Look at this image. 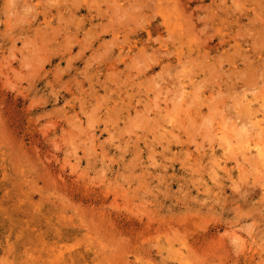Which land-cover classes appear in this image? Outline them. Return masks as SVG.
Returning a JSON list of instances; mask_svg holds the SVG:
<instances>
[{
    "label": "rangeland",
    "instance_id": "rangeland-1",
    "mask_svg": "<svg viewBox=\"0 0 264 264\" xmlns=\"http://www.w3.org/2000/svg\"><path fill=\"white\" fill-rule=\"evenodd\" d=\"M112 1L0 0V264H264V0Z\"/></svg>",
    "mask_w": 264,
    "mask_h": 264
},
{
    "label": "bare ground",
    "instance_id": "bare-ground-1",
    "mask_svg": "<svg viewBox=\"0 0 264 264\" xmlns=\"http://www.w3.org/2000/svg\"><path fill=\"white\" fill-rule=\"evenodd\" d=\"M59 1H60V0H59ZM64 1H65V0H64ZM73 1H74V0H73ZM90 1H91V0H90ZM96 1H97V0H96ZM124 1H125V0H124ZM124 1H123V2H124ZM139 1H140V0H139ZM139 1H138V2H139ZM141 1H142V0H141ZM145 1H146V0H145ZM166 1H168V2H166ZM200 1H204V0H190V1H189V2H190L189 4H190V6H192V5H194L195 3L200 2ZM55 2L57 3V1H55ZM66 2H67V0H66ZM107 2H108V1H107ZM113 2H114V0L112 1L111 4H113ZM142 2H143V1H142ZM147 2H148V1H147ZM165 2H166V4H168V6H165ZM221 2H222V0H221ZM234 2H235V0H234ZM58 3H59V2H58ZM62 3H63V2H62ZM62 3H61V4H62ZM81 3H82V2H81ZM87 3H88V2H87ZM129 3H130V2H129ZM131 3L134 5V2H131ZM139 3H140V2H139ZM236 3H237L236 5H238L239 0H236ZM100 4H101V3H100ZM115 4H116V2H115ZM137 4H138V3H137ZM140 4H141V3H140ZM232 4H233V3H232ZM52 5H53V4H52ZM58 5H59V4H58ZM106 5H107V3H106ZM130 5H131V4H130ZM130 5H129V7H127V8H130V7H131ZM135 5H136V4H135ZM200 5H201V4H200ZM241 5H242V4H240V6H241ZM75 6H77V5H75ZM109 6H110V4H109ZM112 6H113V5H112ZM119 6H120V5H119ZM145 6H148L149 9H150V6H149V5H145ZM208 6H210V5H207V9H208ZM79 7H81V6H79ZM96 7H97V6H96ZM98 7H100V5H99ZM138 7H139V6H138ZM151 7H152V5H151ZM200 7H201V6H200ZM242 7H243V6H242ZM36 8H37V7H36ZM58 8H59V7H58ZM67 8H68V7H67ZM76 8H77V7H76ZM121 8H122V7H121ZM134 8H135V6H134ZM139 8H141V7H139ZM139 8H137V10L134 9L135 12H132V14H134V13L137 14L138 12L136 13V11H138ZM142 8H145V7L142 6ZM152 8H154V9L160 11L161 14H163L165 17H166V15H165V11H164V10H167V9H168L172 14L178 16V17H177V21H176V23H177L176 25H177V26H181V28H182V25H183V24L180 22V21H181V18H180L181 13L179 12V8H180V6H179L178 1H175V2H174V1H171V0H158V1H157V4H156V8H155V7H152ZM152 8H151L150 10L153 12ZM205 8H206V7H205ZM210 8H211V7H210ZM238 8H239V7H238ZM101 9H102V8H101ZM124 9H125V8H124ZM131 9H132V8H131ZM171 9H173V10H171ZM182 9H183V8H182ZM201 9H202V8H201ZM203 9H204V8H203ZM99 10H100V9H99ZM103 10H104V9H103ZM112 10H113V12H115L114 10H116V9H115V8L113 9V7H112ZM120 10H121V9H120ZM128 10H129V12H131L130 9H128ZM38 11H39V10H38ZM38 11H37V12H38ZM154 11H155V10H154ZM181 11H182V10H181ZM200 11H201V10H200ZM45 12H46V11H45ZM73 12H74V11H73ZM107 12H108V11H107ZM121 12H122V11H121ZM156 12H157V11H156ZM166 12H168V11H166ZM207 12H208V11H207ZM226 12H227V10H226ZM47 13H48V12H47ZM103 13H104V12H103ZM103 13H102V14H103ZM117 13H118V12H117ZM117 13H114V14L112 13V14L115 15V14H117ZM140 13H141V12H140ZM140 13H139V14H140ZM244 13H245V12H244ZM260 13H261V11H260ZM42 14H44V13L42 12ZM66 14H67V13H66ZM104 14H105V13H104ZM112 14H111V15H112ZM120 14H121V13H120V11H119V15H120ZM124 14H125V13H124ZM139 14H138V15H139ZM191 14H192V13H191ZM241 14H242V13H241ZM258 14H259V13H258ZM61 15H62V14H61ZM64 15H65V14H64ZM64 15H63L62 18H65ZM73 15H74V14H73ZM117 15H118V14H117ZM152 15L154 16V13H153ZM125 16H126V15H125ZM146 16H147V15H146ZM155 16H156V15H155ZM157 16H158V15H157ZM206 16H207V14H206ZM206 16H205V18H206ZM255 16H257V15L255 14ZM255 16H254V18H255ZM116 18H117V17H116ZM119 18H120V17H119ZM132 19H133V18H132ZM42 20H43V19H42ZM126 20H128V19H126ZM190 20H191V19H190ZM200 20H201V19H200ZM206 20H207V19H206ZM258 20H259V19H258ZM258 20H257V21H258ZM50 21H51V20H50ZM58 21H59V20H58ZM121 21L125 22V20H121ZM121 21H120V23H122ZM129 21H133V20L129 19ZM187 21H188V20H187ZM191 21H192V20H191ZM203 21H204V20H203ZM252 21H253V19H252ZM255 21H256V20H255ZM257 21H256V22H257ZM48 22H49V21H48ZM60 22H61V19H60ZM60 22H59V23H60ZM116 22H119V20H117ZM189 22H190V21H189ZM207 22H208V21H207ZM260 22H261V19H260ZM262 22H263V24H264V20H262ZM162 23H167V25L170 24V22H168V19H167V18H165L164 21H163ZM45 24H46V23H45ZM45 24H44V25H45ZM117 24H118V23H117ZM123 24L125 25L126 23H123ZM187 24H189V23L187 22ZM47 25H48V24H47ZM129 25H130V24H129ZM172 25H173V24H172ZM190 25H192V24H190ZM126 26H127V25H126ZM211 26H212V25H211ZM59 27H60V26H59ZM55 28H56V27H54L53 30H54ZM69 28H70V27H69ZM184 28H185V26H184ZM56 29H58V28H56ZM196 29H197V28H196ZM263 29H264V26H263ZM58 30H59V29H58ZM68 30H69V29H68ZM191 30H192V29H191ZM191 30H190V31H191ZM194 30H195V29H194ZM56 31H57V30H56ZM247 31H248V30H247ZM67 32H68V31H67ZM251 32H252V31H251ZM49 33H50V32H49ZM187 33H188V32H187ZM238 33H239V32H238ZM244 33H245V32H244ZM252 33H253V32H252ZM47 34H48V33H47ZM51 35H52V34H51ZM54 35H55V34H54ZM58 35H59V34H58ZM258 35H259V33H258ZM263 35H264V34H263ZM185 36H186V34H185ZM187 36H188V35H187ZM195 36H196V35H195ZM248 36H250V35H248ZM259 36H260V35H259ZM256 37H257V35H256ZM256 37H253V38H256ZM257 38H258V37H257ZM55 39H56V38H55ZM199 39H200V38H199ZM199 39H198V40H199ZM259 39H260V38H259ZM262 39H264V38H262ZM50 40H51V39H50ZM254 41H255V43L257 42L256 39H254ZM258 41H259V40H258ZM261 41H262V40H261ZM259 42H260V41H259ZM255 43H254V44H255ZM257 43H258V42H257ZM254 44H253V45H254ZM262 44H263V41H262ZM258 45H259V44H258ZM195 46H196V45H195ZM195 46H194V47H195ZM254 46H255V45H254ZM254 46H253V50H254ZM239 47H240V46H239ZM259 47H260V46H258L257 49H258ZM261 47H262V46H261ZM195 49H196V48H195ZM257 49H256V50H257ZM167 52H168V51H167ZM169 54H171V53H169ZM248 57H249V56H248ZM253 57H254V56H253ZM145 63H146V62H145ZM147 63H148V62H147ZM257 63H258V62H257ZM257 63H256V65H257ZM259 63L261 64V62H259ZM99 64H100V63H99ZM143 66H144V65H143ZM141 67H142V66H141ZM149 67H150V66H149ZM143 68H144V67H143ZM145 68L147 69V67H145ZM249 68H250V67H249ZM140 69H141V68H140ZM254 70H256V69H254ZM140 71H141V70H140ZM142 71H143V69H142ZM142 71H141V73H142ZM202 71H203V70H202ZM248 72H249V71H248ZM257 73H258V72H257ZM205 78H206V77H205ZM205 78H204V79H205ZM241 78H242V77H241ZM252 78H253V77H252ZM241 80H242V79H241ZM206 81H207V80H206ZM251 81H252V80L250 79V82H251ZM201 82H202V81H201ZM191 84H192V83H191ZM201 84H202V83H200V85H201ZM263 84H264V83H263ZM263 84H262V85H263ZM192 85H193V87H194V84H192ZM243 85H244V84H243ZM243 85H241V86H243ZM195 86H196V85H195ZM201 86L203 87V85H201ZM244 86H246V83H245ZM250 86H251V84H250ZM252 86H253V85H252ZM202 87H201V88H202ZM246 87H247V86H246ZM197 88L200 89V87H198V86H197ZM197 88L194 87L195 90H196ZM212 88H213V87H212ZM213 89H214V88H213ZM243 89H244V88H243ZM187 90H188V89H187ZM196 91H197V90H196ZM196 91H195V92H196ZM219 91H220V90H219ZM242 91H243V90H242ZM192 92H194V91L192 90ZM220 93H221V92H220ZM220 93H219V94H220ZM241 93H242V92H241ZM244 93H245V92H244ZM185 94H186V93H185ZM219 94H217V97H219ZM222 94L224 95V92H222ZM222 94H220V95L222 96ZM262 94H263V93H262ZM175 95H176V94H175ZM179 95H180V94H179ZM179 95H177L175 98H174V96H173L174 100H175V99L177 100V99H178L177 97H178ZM211 95H212V94H211ZM211 95H210V96H211ZM227 95H228V94H227ZM127 96H128V95H127ZM129 96H130V95H129ZM194 96H196V95H193V98L195 99ZM215 96H216V94H215ZM238 96H239V95H238ZM184 97H185V96H184ZM197 97H200V96L197 95ZM226 97H228V96H226ZM226 97H224V98H226ZM241 97H242V96H241ZM110 98H111V97H110ZM180 98H181V97H180ZM219 98H220V97H219ZM237 98H238V97H237ZM171 99H172V98H171ZM211 99H213V98H211ZM222 99H223V98H222ZM226 99H227V98H226ZM232 99H234V101L237 100L236 98H233V97H232ZM172 100H173V99H172ZM172 100H171V101H172ZM174 100H173V102H174L173 107H174V105H176V100H175V101H174ZM197 100H199V99H197ZM197 100H194L195 103H196ZM213 100H214V99H213ZM213 100H212V102H213ZM215 100H216V99H215ZM219 100H220V99H219ZM223 100H224V99H223ZM223 100H221V102H222ZM257 100H258V99H257ZM257 100H256V101H257ZM199 101H200V100H199ZM199 101H198V102H199ZM209 101H210V100H209ZM209 101H208V102H209ZM97 102H98V100H97ZM177 102H178V101H177ZM212 102H210V103H212ZM216 102H217V101H216ZM216 102H215V103H216ZM227 102H228V101H227ZM235 102H236V101H235ZM186 103H187L186 106L189 105L188 102H186ZM199 103H201V101H200ZM215 103H214V104H215ZM236 103H237V102H236ZM96 104H97V103H96ZM127 104H128V103H127ZM181 104H182V103H181ZM181 104H180V105H181ZM190 104H192V103H190ZM202 104H204V103H202ZM212 104H213V103H212ZM220 104H221V103H220ZM225 104H226V101H225ZM229 104H230V103H229ZM229 104H228V106H229ZM100 105H101V104H100ZM200 105H201V104H199L198 107H201V106H202V105H201V106H200ZM217 105H218V104H217ZM98 106H99V105H98ZM120 106H121V105H120ZM145 106H146V105H145ZM215 106H216V105H215ZM225 106H226V105H225ZM228 106H227V108H228ZM234 106H235V104H234ZM238 106H240V105H238ZM258 106H259V105H258ZM99 107H102V106H99ZM143 107H144V106H143ZM148 107H149V106H148ZM173 107H171V110H170V111L173 110ZM176 107H177V106H176ZM189 107H190V105H189ZM210 107H211V106H210ZM223 107H224V105H223ZM230 107H232V106H230ZM230 107H229V108H230ZM235 107H236V106H235ZM130 108H131V107H130ZM136 108H137V107H136ZM150 108H151V107H150ZM212 108H214V105L212 106ZM212 108H208V109H209L208 111L212 110ZM115 109H116V108H115ZM174 109H175V107H174ZM214 109H215V108H214ZM214 109H213V110H214ZM233 109H234V108H233ZM102 110H103V109H102ZM151 110H152V109H151ZM167 110H168V109H167ZM175 110H176V109H175ZM180 110H181V109H180ZM219 110H220V109H219ZM225 110H226V109H225ZM227 110H228V109H227ZM229 110H231V109H229ZM144 111H145V110H144ZM144 111H143V112H144ZM170 111H169V112H170ZM216 111H217V110H216ZM216 111H214L215 113H213V114H215V117H216V115H217V114H216ZM255 111H257V110H255ZM166 112H168V111H166ZM174 112H175V111H174ZM174 112H172V113H174ZM211 112H212V111H211ZM211 112H210V113H211ZM217 112H218V111H217ZM220 112H221V111H220ZM228 112H229V111H228ZM257 112H258V111H257ZM100 113H101V112H100ZM221 113H223V112H221ZM221 113H220V114H221ZM258 113H260V112H258ZM114 114H115V113H114ZM136 114H137V113H136ZM139 114L141 115V113H139ZM139 114H138V115H139ZM148 114H149V113H148ZM213 114H212V115H213ZM224 114H225V113H224ZM237 114H240V113H237ZM153 115H154V114H153ZM207 115H208V116H207ZM207 115H205V116H207V118H208V120L205 118V120H206L207 122L209 121L210 118H211V119H212V118H215L214 115H213V116L211 115L210 118H209L210 115H209L208 113H207ZM235 115H236V114H235ZM133 116H135V115H133ZM172 116H173V115H172ZM218 116L220 117L221 115H218ZM218 116H217V117H218ZM231 116H232V114H231ZM245 116H246V115H245ZM143 117H144V115H143ZM143 117H142V119H141V120H142L141 122H143ZM145 117H147V116H145ZM145 117H144V118H145ZM148 117H149V116H148ZM148 117H147V118H148ZM202 117H203V116H202ZM217 117H216V118H217ZM221 117H222V116H221ZM237 117H238V115H237ZM240 117H241V116H240ZM246 117H247V116H246ZM104 118H105V117H104ZM129 118H130V117H129ZM136 118H137V117H136ZM136 118H135V119H136ZM139 118H140V117H139ZM151 118H152V117H150L148 120L151 121ZM222 118H223V117H222ZM224 118H225V117H224ZM226 118H227V116H226ZM234 118H235V117H234ZM132 119H133V118H132ZM156 119H157V117H156ZM192 119H193V118H192ZM242 119H243V118H242ZM245 119H246V118H245ZM144 120H145V119H144ZM146 120H147V119H146ZM158 120H159V119H158ZM183 120H184V119H183ZM183 120H182V121H183ZM189 120H190V119H189ZM233 120H234V119H233ZM233 120H232V122H233ZM235 120H236V119H235ZM247 120H248V118H247ZM113 121H114V120H113ZM129 121H130V120H129ZM136 121H137V120H135V122H136ZM156 121H157V120H156ZM156 121H155V122H156ZM160 121H161V120H160ZM194 121H195V119H194ZM194 121H193V122H194ZM203 121H204V120H203ZM227 121H228V119H227ZM248 121H249V120H248ZM250 121H251V120H250ZM111 122H112V121H111ZM133 122H134V120H133ZM141 122H140V123H141ZM176 122H177V121H176ZM209 122H210V121H209ZM209 122H208V123H209ZM211 122H213V121L211 120ZM223 122H224V121H223ZM260 122H261V121H260ZM113 123H114V122H113ZM129 123H131V122H129ZM129 123H128V125H129ZM137 123H138V122H137ZM178 123H180V122H178ZM194 123H195V122H194ZM220 123H221V122H220ZM235 123H236V122H235ZM246 123H247V122H244V124H246ZM145 124H146V123H145ZM165 124H166V123H165ZM175 124H176L177 126H180V125H178L177 123H175ZM189 124H190V121H189ZM195 124L197 125V123H195ZM211 124H212V123H211ZM211 124H210V125H211ZM239 124H241V123H239ZM138 125H139V124H138ZM153 125H154V124H153ZM153 125H152V126H153ZM155 125H156V124H155ZM182 125H183V124H182ZM190 125H191V124H190ZM202 125H203V124L200 123L199 126L203 127L204 125H203V126H202ZM219 125H220V124H219ZM221 125H222V124H221ZM223 125H224V124H223ZM223 125H222V126H223ZM232 125L235 126V128H236V125H234V124H232ZM255 125H256V124H255ZM145 126H146V125H145ZM188 126H189V125H188ZM188 126L186 125V128H187V129H188ZM193 126H194V124L192 125V127H193ZM199 126H198V127H199ZM211 126H212V125H211ZM226 126H227V125H226ZM242 126H243V123H242ZM248 126H249V124H248ZM136 127H137V125H136ZM139 127H140V125H139ZM160 127H161V126H160ZM189 127L191 128V126H189ZM205 127H207V126H205ZM237 127H238V126H237ZM251 127H252V125L250 124V128H251ZM253 127H254V126H253ZM263 127H264V126H263ZM158 128H159V127H157L156 130H157ZM176 128H178V127H176ZM186 128H185V129H186ZM194 128H195V126H194ZM207 128H208V127H207ZM140 129H141V128H140ZM143 129H144V128H143ZM154 129H155V126H154ZM181 129H182V128H181ZM196 129L200 131V129L197 128V127L195 128V130L193 129V130H194V131L192 132V133H194V134L192 135L193 138H194V135H196V134H195V133H196V132H195ZM205 129H206V128H205ZM205 129H201V130H204V131H205ZM223 129H224V128H223ZM226 129L228 130V128H226ZM131 130H133V129L131 128ZM144 130H146V129H144ZM163 130H164V129H163ZM171 130H172V129H171ZM210 130H213V129H210ZM224 130H225V129H224ZM242 130H246V131H247V129H244V127H243L242 129L240 128V131H242ZM253 130H254V129H253ZM168 131H169V130H168ZM173 131H174V130H173ZM186 131H187V130H186ZM189 131H190V130H189ZM250 131H251V130H250ZM255 131H256V130H255ZM259 131H261V130H259ZM146 132H147V131H146ZM214 132H215V131H214ZM214 132H213L212 134H214ZM131 133H132V132H131ZM185 133H186V132H185ZM189 133H190V132H189ZM235 133H236V130H235ZM241 133H242V132H241ZM243 133L245 134L244 136L247 135L245 132H243ZM247 133H248V131H247ZM255 133H257V132H255ZM261 133H262V132H261ZM261 133H260V134H261ZM132 134H133V133H132ZM158 134H159V133H158ZM160 134H161V133H160ZM207 134H208V133H207ZM225 134H226V133H225ZM258 134H259V132L257 133V135H258ZM260 134L258 135V138H259V139H257L258 141L262 139L261 137H259ZM262 134H263V133H262ZM262 134H261V136H262ZM153 135H154V133H153ZM166 135H167V134H166ZM188 135L190 136V134L187 133V138H188ZM208 135H209V134H208ZM208 135H207V137H208ZM254 135H255V134H254ZM137 136H139V135H137ZM156 136H157V135H156ZM156 136H155V137H156ZM162 136H163V135H162ZM175 136H176V134H175ZM177 136H178V134H177ZM177 136H176V137H177ZM192 136H190V139H191ZM214 136H216V133H215V135L212 136V139H213ZM226 136H227V135H226ZM226 136H225V137H226ZM247 136H248V135H247ZM247 136H246V137H247ZM249 136H250V135H249ZM227 137H228V136H227ZM246 137H245V138H246ZM251 137H252V136H251ZM255 137H256V135H255ZM263 137H264V136H263ZM144 138H145V137H144ZM208 138H209V140H210V137H208ZM228 138H229V137H228ZM158 139H159V138H158ZM166 139H167V138H166ZM190 139H189V140H190ZM203 139H204V136H203ZM206 139H207V138H206ZM206 139H205V140H206ZM234 139H236V138H234ZM152 140H153V139H152ZM161 140H162V139H161ZM191 140H192V139H191ZM191 140H190V141H191ZM213 140H214V139H213ZM213 140H212V141H213ZM228 140H229V139H228ZM230 140H231V139H230ZM169 141H170V140H169ZM182 141H183V140H182ZM202 141H203V140H202ZM202 141H201V143H202ZM207 141H208V140H207ZM258 141H257V142H258ZM155 142H156V141H155ZM160 142H161V141H160ZM170 142H171V141H170ZM185 142H186V141H185ZM204 142H205V141H204ZM247 142H248V141H247ZM247 142H246V143H247ZM255 142H256V141H255ZM158 143H159V140H158ZM186 143H188V142H186ZM189 143H190V142H189ZM197 143H198V142H197ZM213 143H214V142H213ZM222 143L225 144L224 141H223V142L221 141V144H222ZM237 143H238V140H237ZM154 144H155V143H154ZM198 144H199V143H198ZM202 144H203V143H202ZM221 144H220V145H221ZM224 144H223V145H224ZM238 144H239V143H238ZM248 144H249V143H248ZM221 146H222V145H221ZM250 146H251V145H250ZM163 147H164V145H163ZM165 147H166V146H165ZM222 147L224 148V146H222ZM150 148H152V147H150ZM153 148H154V147H153ZM166 148H167V147H166ZM166 148H165V149H166ZM232 150H233V149H232ZM152 151H153V150H152ZM158 151H159V150H158ZM238 151H239V149H238ZM154 152H155V151H154ZM239 152H240V151H239ZM150 153L153 154V152H150ZM237 153H238V152H237ZM256 153H257V155H258L259 158H262V159L264 160V149H262V148H256ZM256 153H255V154H256ZM160 154H161V153H160ZM203 154H204V153H203ZM227 154H228V153H226V156H227V159H228V155H227ZM240 154H241V153H240ZM238 155H239V154H237V156H238ZM162 156H163V155H162ZM187 156H188V154H187ZM231 156H232V154H231ZM237 156L235 157L236 159H237ZM241 156H242V155H241ZM250 156H253V157H254V156H256V155L252 154V155H250ZM149 157H151V156H149ZM152 157H153V156H152ZM210 157H211V156H210ZM242 157L245 159V156H244V155H243ZM246 157H247V156H246ZM154 158H155V157H153V159H154ZM243 158H242V160H243ZM247 158L250 159V158H252V157H247ZM247 158H246V159H247ZM162 159H163V158H162ZM166 159H167V158H166ZM211 159H212V158H211ZM253 159H254V158H253ZM253 159H252V160H253ZM255 159H256V158H255ZM255 159H254V160H255ZM177 160H178V159H177ZM258 160H259V159H258ZM207 161H208V160H207ZM204 162H205V161H204ZM237 162H238V161H237ZM247 162H249V160H248ZM250 162H251V161H250ZM250 162H249V163H250ZM155 163H156V162H155ZM162 163H163V162H162ZM198 163H199V162H198ZM205 163H206V162H205ZM251 163H252V165H253V163H255V161H252ZM259 163H261V162L259 161ZM255 164H258V163H255ZM163 165H164V164H163ZM187 165H188V164H187ZM187 165H186L185 167H187ZM203 165H204V164H203ZM212 165H213V164H212ZM247 165H248V164H247ZM164 166H166V165H164ZM180 166H182V165H180ZM199 166H200V165H199ZM241 166H243V164H242ZM189 167H191V166H189ZM206 167H207V166H206ZM251 167H253V169H254V166H251ZM248 168H249V167H248ZM194 169H195V168H194ZM194 169H193V170H194ZM246 170H249V169H246ZM246 170H245V171H246ZM242 171H243V170H242ZM242 171H241V172H242ZM195 172H198V170L195 171ZM199 172H200V171H199ZM246 172H247V171H246ZM249 173H250V171H249ZM249 173H248V174H249ZM251 173H252V172H251ZM255 173H256V172H255ZM259 173H261V172H259ZM241 174H242V176H243V173H241ZM253 174H254V173H253ZM256 174H258V173H256ZM190 175H191V174H190ZM242 176H241V179H242V182H244ZM244 176H245V175H244ZM244 176H243V177H244ZM246 177H247V176H246ZM253 177H254V175H253ZM258 177H259V176H258ZM195 178H196V177H195ZM191 180H192V178H191ZM253 180H254V179H253ZM253 180H252V181H253ZM193 181H194V180H193ZM246 181H247V180H246ZM252 181H251V182H252ZM247 182H249V181H247ZM245 183H246V182H245ZM191 184H192V183H191ZM249 184H250V183H249ZM249 184H248V186H249ZM256 184H257V182H256ZM241 185H242V184H241ZM234 187H238V186L235 185ZM245 187H246V185H245ZM243 188H244V187H243ZM249 188H250V187H249ZM254 189H255V188H254ZM209 190H210V189H209ZM236 190H237V189H236ZM244 190H245V188H244ZM244 190H243V191H244ZM252 190H253V189H252ZM237 191H238V190H237ZM253 191H254V190H253ZM205 192H206V191H205ZM246 192H248V189H247ZM250 193L252 194L251 191H250ZM250 193H249V194H250ZM253 193H254V192H253ZM249 194H248V195H249ZM254 194H255V193H254ZM213 197H215V196H213ZM231 198H232V197H231ZM231 198H230V199H231ZM209 199H210V198H209ZM209 199H208V200H209ZM204 200H205V199H204ZM206 200H207V199H206ZM239 200H240V199H239ZM246 200H248V199H246ZM257 201H258V200H257ZM260 202H261V201H260ZM262 202H263V201H262ZM216 204H217V203H216ZM229 204H231V203H229ZM244 204H245V203H244ZM248 204H249V203H248ZM248 204H247V205H248ZM255 204H256V203H255ZM261 204H262V203H261ZM237 208H238V207H237ZM238 209H239V208H238ZM234 210H235V209H234ZM252 210H254V209H252ZM228 211H229V210H228ZM239 211H240V209H239ZM247 211H249V209H248ZM241 212H242V211H241ZM253 212L256 213L257 211L254 210ZM253 212H250V213H252V216H253ZM235 213H236V212H235ZM238 213H239V212H238ZM255 213H254V214H255ZM247 214H248V213H247ZM247 214H246V215H247ZM260 214H261V213H260ZM248 215H249V214H248ZM258 215H259V214H258ZM187 217H188V216H187ZM189 217H190V216H189ZM237 218H238V216H237ZM194 219H195V218H194ZM196 219H197V218H196ZM199 219H200V218H199ZM136 220H137V219H136ZM204 223H205V222H204ZM160 224H161V223H160ZM160 224H159V225H160ZM178 226H179V225H178ZM155 228H156V227H155ZM141 230H142V229H141ZM141 230H140V231H141ZM146 230H147V229H146ZM148 230H149V229H148ZM151 232H152V231H151ZM137 233H138V232H137ZM140 237H141V236H140ZM140 237H139V238H140ZM137 238H138V237H137ZM222 238H223V237H222ZM231 239H232V238H231ZM231 239H230V240H231ZM233 239H235V238H233ZM233 239H232V240H233ZM235 240H236V239H235ZM234 242H235V241H234ZM237 242H238V240H237ZM239 242H240V241H239ZM235 243H236V242H235ZM238 245H239V244H238ZM243 245H244V244H243ZM243 245H242V246H243ZM234 246H235V245H234ZM239 246H241V245H239ZM217 248H218V247H217ZM239 248H240V247H239ZM241 248H242V247H241ZM233 249H234V248H233ZM237 249H238V248H237ZM234 250H235V249H234ZM238 251H239V250H238ZM239 252H240V251H239ZM203 253H204V252H203ZM207 253H208V252H207ZM211 253H212V252H211ZM192 254H194V253H192ZM208 254H209V253H208ZM213 254H215V253H213ZM217 254H218V253H217ZM202 255H203V254H202ZM220 255H221V254H220ZM194 256H195V255H194ZM194 256H193L192 258H194ZM204 256H205V255H204ZM216 256H217V255H216ZM237 256H238V255H237ZM188 257H189V256H188ZM195 257L197 258V255H196ZM205 257H206V256H205ZM222 257H223V256H222ZM198 258H199V257H198ZM211 258H212V257H211ZM183 259H186V258L184 257ZM190 259H191V257L189 258V260H190ZM201 259H203V257H202ZM209 259H210V258H209ZM195 260H196V259H194V261H192V262L195 263V262H196ZM215 260H216V259H215ZM197 261H198V259H197ZM206 261H207V260H206ZM217 261H219V260H217ZM208 262H209V260H208ZM208 262H207L206 264H210V263H208ZM196 263H198V262H196ZM200 263H201V262H200ZM203 263H204V261H203ZM203 263H202V264H203ZM214 264H216L215 261H214ZM220 264H221V263H220Z\"/></svg>",
    "mask_w": 264,
    "mask_h": 264
}]
</instances>
